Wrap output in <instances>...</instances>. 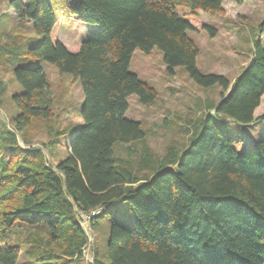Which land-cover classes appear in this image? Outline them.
Returning <instances> with one entry per match:
<instances>
[{"label": "trees", "instance_id": "obj_1", "mask_svg": "<svg viewBox=\"0 0 264 264\" xmlns=\"http://www.w3.org/2000/svg\"><path fill=\"white\" fill-rule=\"evenodd\" d=\"M5 1L15 14L0 12V68L20 91L9 94L0 78V264H83L87 232L104 220L107 242L91 264H264V138L230 137L211 116L242 127L264 121L254 117L264 47L254 41L247 67L228 81L196 69L189 35L200 12L219 17L226 1L245 0H65L81 27L67 48L47 0ZM258 29L261 37L264 22ZM135 50H157L169 74L184 67L199 87L220 89L161 155L125 117L127 97L145 107L156 98L129 70ZM43 63L79 84V109H58ZM35 126L44 141L32 140Z\"/></svg>", "mask_w": 264, "mask_h": 264}, {"label": "rangeland", "instance_id": "obj_2", "mask_svg": "<svg viewBox=\"0 0 264 264\" xmlns=\"http://www.w3.org/2000/svg\"><path fill=\"white\" fill-rule=\"evenodd\" d=\"M47 2L52 7L58 22L57 37L67 48V43L72 41L75 33L81 29L80 24L75 17L68 16L67 11H65V0H47ZM223 9L224 14L219 17L200 12L198 17L193 20L194 31L189 35L200 51L196 59V69L201 74L223 75L228 81H232L241 73L243 67H247L252 56L254 41H260L262 47H264V33L259 37L258 29L264 22V0H245L240 5L234 4L232 1H226L223 4ZM0 12L1 14L6 12L11 16L15 14L12 9L7 7L5 0H0ZM207 26L214 29V35H210L204 29ZM161 57L157 50H154L151 55H144L139 50L134 51L129 70L136 74L144 84L154 89L156 98L154 105L145 107L135 95L129 96L127 97L128 108L125 110L126 118L141 123L151 148L160 155L166 144L172 139L181 137V135L176 134L175 128L184 126L185 117L189 114L194 117L201 114L208 101L218 102L220 91L219 88L204 89L199 87L189 78L184 67H178L173 70L174 74H169L165 71L166 68ZM43 68L48 77L52 96L60 101L58 109L69 110L71 104H76L79 109L83 102L79 84L71 83L69 76L59 75L57 70L47 63H43ZM0 78L9 85L7 89L9 94L14 90L20 91L14 87L13 76L7 70L0 68ZM65 113L62 112L60 117H63ZM211 116L214 123L219 125L223 132L230 137L242 138L245 142L249 141L248 138L255 140L264 138V121L252 126L242 127L223 119V117L213 112H211ZM179 117H181V120H179ZM254 117L264 118V96L261 104L254 112ZM67 121L81 123L79 119L70 117ZM164 121L177 124H172L168 128ZM35 127H32L30 131L32 140L44 141L46 136L43 130L37 126ZM68 138H62L60 146L55 148V150L58 149L53 151L57 155L59 154L55 158L58 163L66 156L64 151L69 142ZM47 160H49L48 156ZM125 213L126 217L123 213L120 218L125 221L122 224L127 226L129 225L127 208ZM110 214L114 215L116 213L112 212ZM108 223L107 220H104L102 226L98 227L94 234L87 232L89 243L82 252L83 264L94 262L93 252L96 249L100 252L104 250L107 242Z\"/></svg>", "mask_w": 264, "mask_h": 264}]
</instances>
